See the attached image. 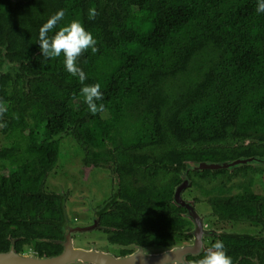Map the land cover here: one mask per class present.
<instances>
[{"label": "trees", "instance_id": "1", "mask_svg": "<svg viewBox=\"0 0 264 264\" xmlns=\"http://www.w3.org/2000/svg\"><path fill=\"white\" fill-rule=\"evenodd\" d=\"M257 3L0 0V46L15 64L13 74L0 76L2 132L11 138L0 151V169L19 163L46 172L59 160L60 141H43L41 133L46 139L71 135L86 162L115 163L121 195L133 201L136 213L129 226L142 220L152 239L173 243L172 233L180 229L174 226L186 211L173 202L185 161L264 156V13L256 11ZM90 9L96 10L94 20ZM59 10L65 16L49 36L79 20L97 41L95 53L88 49L77 60L84 82L65 70L63 55L48 59L40 53L39 28ZM3 62L0 58V66ZM96 83L104 110L92 114L81 89ZM257 169H191L188 195H211L219 211L223 207L226 215L256 223L253 217L264 212V196L254 188ZM42 176L21 181L14 174L2 176L0 217L7 220L0 218V243L20 235L21 228L35 243L53 231L38 214L57 217L61 207L48 209L28 193L41 186ZM236 179L240 182L229 185ZM35 214L37 224L25 222ZM134 229L131 240L138 239ZM239 241L261 244L252 252L264 260L263 237Z\"/></svg>", "mask_w": 264, "mask_h": 264}, {"label": "flooded vegetation", "instance_id": "2", "mask_svg": "<svg viewBox=\"0 0 264 264\" xmlns=\"http://www.w3.org/2000/svg\"><path fill=\"white\" fill-rule=\"evenodd\" d=\"M0 54V58L4 59L0 66V72H2L0 76L7 73L13 74L15 64L6 57L5 47L0 46ZM2 104L5 105L6 103ZM0 112L1 151L11 142V138L2 132L4 120L3 112L1 110ZM60 135L62 133L46 139L44 133H41L43 141L51 142L56 139L60 141L61 154L62 141ZM31 150L37 151V146L32 144ZM13 157L14 155L7 156L9 159H13ZM75 161L81 163L78 171L82 179H90L95 172H106V175L111 178L112 184H100L97 191L89 190L82 195L73 192L72 186L75 183L64 178L66 175L62 167L66 168L68 164L67 162L62 163L60 156L57 163L46 172L36 170L33 167L30 169L27 165L22 166L19 163H15L12 169H0V185L4 183L1 179L2 176L3 178L7 176L10 178L14 174L15 178L21 181L23 177L31 179L36 175L43 174L41 186L37 189L30 188L32 191L29 190L28 193L33 192L35 197L40 198L41 202L48 203V209H52L54 205L61 207V215L58 214L57 217L53 213L38 214L40 218H46L42 219L41 222L50 225L53 229L51 234L36 238L35 243L25 237L22 232L25 229L21 228L18 230L20 235H10V241L7 237L8 239L0 243V253L13 252L15 255L21 254L33 258L49 259L45 264H195L216 240H222L227 254L232 259V264H264V260H260L259 256L253 255L252 252L253 248L258 249L261 244L253 245L239 241L241 236L252 235L253 237L264 238V222L259 220L264 216V212L259 211L253 217L255 220L259 218L256 223L251 220H241L226 215L223 207H221L223 212L215 208L211 195L199 193L188 195L189 189L192 188V181L189 176V171L192 168L188 170V179L184 178V170L182 171V181L175 187L173 193L174 204L186 209L179 224L174 226L180 229L173 232L172 227L166 228V230H172L174 242L170 243L163 239L164 242L159 243L160 241L152 239L146 233V230L151 228L147 222L141 220L139 224H133V228L127 223L129 219L136 216V213L132 212L133 201L121 195V179L119 173L114 170L115 163L113 161L106 165H97L92 161L86 162L85 153L82 158L75 159ZM244 165L259 168L254 171L255 173L252 172L256 180L254 188L256 192L264 196L262 174L264 163H246L230 170L233 171ZM83 167L87 169H82ZM185 181L187 184L183 187L177 202L176 190ZM239 182L240 179H236L228 183L231 185ZM10 184L15 187L12 181ZM48 196H52L53 199L47 198ZM190 204L193 209H191ZM141 215L140 210L139 216ZM0 218L7 220L4 216ZM208 219H210L209 222ZM25 220L31 226L37 224L36 214L27 216ZM132 229L137 232L138 239L136 240L129 239L132 235L130 232ZM234 235L239 238L232 237ZM228 237L230 239L227 240ZM46 242L47 244L42 246V243ZM168 249H173L170 256L171 261L164 262V256Z\"/></svg>", "mask_w": 264, "mask_h": 264}, {"label": "clouds", "instance_id": "3", "mask_svg": "<svg viewBox=\"0 0 264 264\" xmlns=\"http://www.w3.org/2000/svg\"><path fill=\"white\" fill-rule=\"evenodd\" d=\"M256 11L264 13V0H258ZM96 15L95 9L89 10L90 20H94ZM64 16V10H59L39 28V50L42 56L48 59L63 55L65 70L72 76L78 77L81 82H84L87 77L85 72L78 66L77 60L88 49L95 53L97 51V41L79 20H72L49 36V32L54 29ZM81 91L84 103L92 114L104 110L103 103H98L103 100V93L99 83L84 85ZM195 264H232V259L225 250L224 242L216 240Z\"/></svg>", "mask_w": 264, "mask_h": 264}, {"label": "rangeland", "instance_id": "4", "mask_svg": "<svg viewBox=\"0 0 264 264\" xmlns=\"http://www.w3.org/2000/svg\"><path fill=\"white\" fill-rule=\"evenodd\" d=\"M105 117H108V115L105 114ZM60 136L62 141L60 159H62V163L67 162L68 164L66 168L62 167V170H64V174L66 175L64 178H67V180H71L72 183H75V185L72 186L73 192L82 195L87 193L89 190L97 191L98 185L100 184H112V180L106 175V172H95L94 176H91L90 179H82L78 171V167L81 163L76 162L75 159L77 160L78 158H82L84 154L83 148L73 136L68 134H62ZM82 169L87 168L83 167ZM262 169L264 171V166H262ZM262 174L264 180V172ZM209 221L210 219H208V222Z\"/></svg>", "mask_w": 264, "mask_h": 264}, {"label": "water", "instance_id": "5", "mask_svg": "<svg viewBox=\"0 0 264 264\" xmlns=\"http://www.w3.org/2000/svg\"><path fill=\"white\" fill-rule=\"evenodd\" d=\"M4 71V70H3ZM2 72H0L1 74ZM251 163V164H257V163H264V157L255 155V156H242L234 160L229 161H221V162H211V161H201V162H195V161H185L183 164V170H184V178L188 179V170L189 169H211V170H219L222 168H229L233 169L239 165ZM187 182L185 181L181 185L178 186L176 190V200L178 202L181 191L184 186H186ZM189 207V206H188ZM191 209H193L192 205L190 204ZM189 207V208H190ZM173 249L166 250L165 256H164V262H170L171 261V252ZM49 259L47 258H36V257H30L26 255L17 254L15 255L13 252H6V253H0V264H45L48 262ZM53 260V259H50Z\"/></svg>", "mask_w": 264, "mask_h": 264}]
</instances>
